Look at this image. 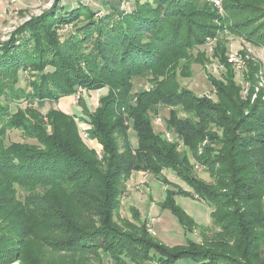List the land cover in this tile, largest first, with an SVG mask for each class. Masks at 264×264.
Masks as SVG:
<instances>
[{
  "label": "trees",
  "instance_id": "obj_1",
  "mask_svg": "<svg viewBox=\"0 0 264 264\" xmlns=\"http://www.w3.org/2000/svg\"><path fill=\"white\" fill-rule=\"evenodd\" d=\"M130 1L128 10L107 1L108 12L97 18L80 1L74 7L54 0L0 41V264H264V101L240 100L231 75L228 84L208 77L219 103L180 83L191 71L182 61L228 20L231 32L264 47V0H223L224 16L206 0ZM68 26L74 30L61 35ZM221 64L233 70L227 59ZM21 73H28V89L19 87ZM140 78L152 87L135 91ZM98 92L90 110L84 94ZM77 95L85 118L60 106L46 114L34 107ZM158 105L191 108L185 120L171 109L167 131L212 182L193 177L187 151L154 129ZM80 122L92 127L87 138L100 154L86 144ZM12 130L37 144L8 141ZM163 168L214 208L212 238L204 233L202 243L186 239V246L170 247L137 213L140 225L116 220L132 176H156ZM187 194L169 192L162 210L195 231L194 219L175 202Z\"/></svg>",
  "mask_w": 264,
  "mask_h": 264
},
{
  "label": "rangeland",
  "instance_id": "obj_2",
  "mask_svg": "<svg viewBox=\"0 0 264 264\" xmlns=\"http://www.w3.org/2000/svg\"><path fill=\"white\" fill-rule=\"evenodd\" d=\"M78 1L87 7H92L94 11L97 12V18L103 17L105 13L108 12L109 7L105 5L107 1H121V10H128L132 6L130 0H61L62 4L65 6L73 5L74 7L77 5ZM220 1L223 7V0ZM16 3L18 4L19 0ZM53 4L54 0H34L33 3H31V7L27 9L28 15L30 17L40 16L43 11L50 9ZM218 11L220 15H225L224 8L222 11L219 9ZM21 22L22 20L18 19L12 26L15 25L19 27L18 25L21 24ZM231 23L232 20H228L226 24L219 25L220 29L216 37L207 38L205 45L197 47L192 53L193 55L188 63L182 61V66L187 67L188 65V67H191V71L189 78L180 77V83L182 87L189 89L195 95L207 96L215 103H219V98L213 90L208 77H213L214 79L228 84L229 82L227 79L231 75L233 83L239 89L240 100H249V103L253 106L259 101H264V47L257 43H250L246 41L244 37L231 32ZM73 30V27L68 26L62 30L60 34L65 35ZM225 59H227L228 64L232 66L233 70L226 69L225 66L221 64V61ZM197 61L201 62L203 66L197 64ZM182 71L183 70H179V75H181ZM27 77L28 73H21V83L19 87H28ZM151 87L152 85L148 83L145 78L135 80V91L139 92ZM101 94L102 92H98L95 95L84 94L86 106L90 110H94L98 106V100ZM78 100L79 98L77 95L69 97L68 100H65L60 105H53L49 102L43 104L34 102V107L43 114H46L51 108H59L60 106L62 111L69 112L70 114H77L79 117L85 118L82 108L78 106ZM27 104L28 103L25 101L20 102L21 107H26ZM17 107V104H12L13 112L16 111ZM171 109H175V114L181 120L192 117L190 107L182 105L175 107L158 105L153 108V113L151 114L154 129L157 132H162L168 141L178 145L179 151H187L193 177L208 183L212 182L213 180L209 173H207L202 165L193 158L191 150L184 147L182 142L175 137L173 133L167 131L166 121L171 117ZM248 111H250L249 108L247 109V112ZM79 125L81 130L86 129L84 122H80ZM46 129H50V126H46ZM214 129L218 128L215 127ZM81 132L86 144L94 148L100 154L102 149L100 145L95 143L97 141H89L86 133L84 131ZM129 138L132 146L135 148L138 147V139L133 129L129 132ZM8 141L37 144L36 140L25 139L22 132L18 130H12L8 133ZM201 146L202 144L199 147ZM183 191L188 192V194L186 196L177 195L175 197V202L176 205L181 208V211L186 212L194 219L196 224L195 231H191L189 227L183 226L179 217L170 210H162V204L166 200L169 192L181 194ZM213 211L214 208L207 206L194 196L187 182L179 177L174 170L163 168L161 173L156 176L142 171L132 176V179L127 184V188L121 199L120 208L115 218L116 220L129 219L135 222L134 214L137 213V216H139L142 222L146 221L148 223L150 232L153 236L170 247H176L186 246V239L202 243L201 236H203L204 233V237L212 238V233L214 234L216 231L213 225ZM135 223L140 225L138 222ZM127 232L129 233L130 230ZM191 263L190 260H180L177 262V264ZM14 264H19V262Z\"/></svg>",
  "mask_w": 264,
  "mask_h": 264
},
{
  "label": "crops",
  "instance_id": "obj_3",
  "mask_svg": "<svg viewBox=\"0 0 264 264\" xmlns=\"http://www.w3.org/2000/svg\"><path fill=\"white\" fill-rule=\"evenodd\" d=\"M18 1V0H17ZM34 0H19V3L13 4L12 0H0V41L6 42L9 40L12 32H7V30H10L11 28H15L14 31L17 29L15 25L12 26L14 22H16L18 19L22 20L25 17H28V11L31 7V3H33ZM17 4V5H16ZM19 6V7H17ZM22 23V22H21ZM22 24H19L20 26ZM13 31V32H14ZM69 98H67L68 100ZM86 129H82L87 135L89 131H92V127L85 123ZM89 141L95 142V140ZM97 145H99L97 142H95ZM142 174V173H141ZM145 174V173H144Z\"/></svg>",
  "mask_w": 264,
  "mask_h": 264
},
{
  "label": "built area",
  "instance_id": "obj_4",
  "mask_svg": "<svg viewBox=\"0 0 264 264\" xmlns=\"http://www.w3.org/2000/svg\"><path fill=\"white\" fill-rule=\"evenodd\" d=\"M208 2H211L213 5H215L216 8H218L219 10L222 11L223 7H222V3L220 0H206ZM13 3L17 2V0H12ZM31 19L30 16L26 17L21 24H24L25 22H28ZM15 28H11L10 30H7V32H12ZM79 98V95H78Z\"/></svg>",
  "mask_w": 264,
  "mask_h": 264
}]
</instances>
